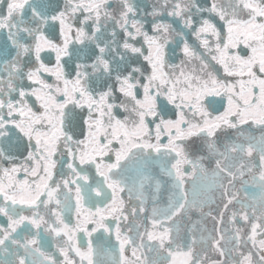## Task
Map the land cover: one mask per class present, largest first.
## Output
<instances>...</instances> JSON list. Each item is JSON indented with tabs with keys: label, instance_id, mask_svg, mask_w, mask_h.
Instances as JSON below:
<instances>
[{
	"label": "snow or ice",
	"instance_id": "6c2138e0",
	"mask_svg": "<svg viewBox=\"0 0 264 264\" xmlns=\"http://www.w3.org/2000/svg\"><path fill=\"white\" fill-rule=\"evenodd\" d=\"M0 264H264V0H0Z\"/></svg>",
	"mask_w": 264,
	"mask_h": 264
},
{
	"label": "flooded vegetation",
	"instance_id": "af4514ba",
	"mask_svg": "<svg viewBox=\"0 0 264 264\" xmlns=\"http://www.w3.org/2000/svg\"><path fill=\"white\" fill-rule=\"evenodd\" d=\"M208 226L211 227V222H209V225Z\"/></svg>",
	"mask_w": 264,
	"mask_h": 264
}]
</instances>
